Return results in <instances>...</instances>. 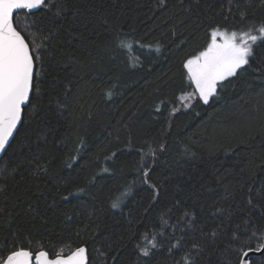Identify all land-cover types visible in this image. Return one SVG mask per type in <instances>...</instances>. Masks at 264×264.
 <instances>
[{"label":"trees","instance_id":"obj_1","mask_svg":"<svg viewBox=\"0 0 264 264\" xmlns=\"http://www.w3.org/2000/svg\"><path fill=\"white\" fill-rule=\"evenodd\" d=\"M234 2L227 21V0H61L59 16L34 12L33 29L52 40L25 109L35 112L0 160V251L31 242L50 255L85 246L90 264H237L231 229H264V200L247 203L264 183V80L250 69L208 104L180 99L182 63L209 25L237 27L240 10L264 20L261 0ZM262 56L264 46L253 68Z\"/></svg>","mask_w":264,"mask_h":264},{"label":"snow or ice","instance_id":"obj_2","mask_svg":"<svg viewBox=\"0 0 264 264\" xmlns=\"http://www.w3.org/2000/svg\"><path fill=\"white\" fill-rule=\"evenodd\" d=\"M159 2L161 6L164 5V0ZM227 2L228 15L223 16L225 21L232 14L233 8L239 9L238 2L234 0H227ZM261 3L264 4V0H261ZM39 9L48 13L55 9L54 14L57 16L66 10L61 0H0V153H4L10 146L26 118L30 119L31 114H34L35 106H32L31 113H26L25 109L40 94L38 81L43 59L41 51L46 48L45 42H51L52 36L42 35L40 30H34L32 27L36 23L33 18L34 10ZM21 14L24 17L23 20L19 19ZM238 15L242 23L237 27L209 25L203 47L183 61L185 81L187 88L190 89L180 98L182 102H185V106L192 101L208 104L213 98L219 97L226 84L231 83L233 78H239L250 69L256 74L257 79L264 80V56L257 62L256 68L252 67L256 49L264 46V20L259 22L249 20L247 12L243 10H240ZM21 23L24 25L23 28L18 26ZM26 35L29 38H26ZM38 36L41 37L40 42H37ZM117 47L128 52L132 50V44L127 39L119 37H117ZM156 51L159 49L157 48ZM130 63L135 66V62L130 61ZM69 94L70 88H66L63 95ZM111 95L112 93L109 92V98ZM59 107L63 108L64 105ZM177 111H179L178 108H173L172 113L175 114ZM160 147L162 149L163 145ZM155 154L154 149L146 153L149 156H155ZM103 171L108 172V169L104 168ZM140 171L141 183L153 189L152 199L155 201L158 190L156 185L149 183L151 169L142 168ZM248 193L249 205H253L256 197L264 200V183L257 188L250 185ZM127 195V192L121 193L112 202L111 207L119 208L122 199ZM212 235L216 236L217 233L213 232ZM144 238L147 239V237ZM148 243L152 248L156 247L154 241H148ZM137 247L139 248L140 245ZM193 247L198 246L193 245ZM229 249L236 253L237 264H261V261H264V229H258L248 220L236 224L231 229ZM253 252L262 255L250 257L249 254ZM142 253L145 257L148 256L150 248L144 247ZM101 255L105 254L101 253ZM112 259L118 260V257L114 256ZM182 259L184 264H190L187 257ZM0 264H90V260L85 246H77L67 252L63 248L53 249L50 255L49 251L42 246L34 251L29 242L27 247L16 245L7 252L0 251Z\"/></svg>","mask_w":264,"mask_h":264},{"label":"water","instance_id":"obj_3","mask_svg":"<svg viewBox=\"0 0 264 264\" xmlns=\"http://www.w3.org/2000/svg\"><path fill=\"white\" fill-rule=\"evenodd\" d=\"M38 10H34V12H37ZM15 138V137H14ZM14 140V139H13ZM12 140V141H13ZM12 141H11V143H12ZM11 143H10V145H11ZM9 148V147H8ZM8 148L6 149V151L8 150ZM6 151L4 152V153H0V160L2 159V157L4 156V154L6 153ZM250 255V257H260L262 254H260V253H250L249 254Z\"/></svg>","mask_w":264,"mask_h":264}]
</instances>
